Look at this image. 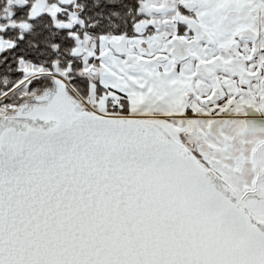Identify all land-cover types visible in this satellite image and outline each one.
<instances>
[{
    "label": "snow or ice",
    "instance_id": "obj_1",
    "mask_svg": "<svg viewBox=\"0 0 264 264\" xmlns=\"http://www.w3.org/2000/svg\"><path fill=\"white\" fill-rule=\"evenodd\" d=\"M0 264H264V0H0Z\"/></svg>",
    "mask_w": 264,
    "mask_h": 264
}]
</instances>
